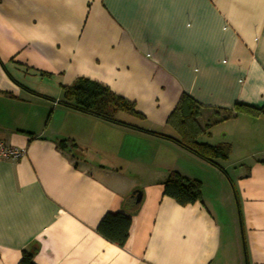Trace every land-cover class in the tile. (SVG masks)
Instances as JSON below:
<instances>
[{"label":"crops","instance_id":"0c3cea01","mask_svg":"<svg viewBox=\"0 0 264 264\" xmlns=\"http://www.w3.org/2000/svg\"><path fill=\"white\" fill-rule=\"evenodd\" d=\"M79 78L142 115L118 120L171 137L187 94L200 126L216 121L197 141L230 145L225 174L61 105ZM237 103L264 107V0H0V141L24 149L0 160V264L33 248L34 264H264V110ZM171 171L198 180L200 200L164 195ZM107 212L131 216L123 247L95 231Z\"/></svg>","mask_w":264,"mask_h":264},{"label":"trees","instance_id":"16d2710c","mask_svg":"<svg viewBox=\"0 0 264 264\" xmlns=\"http://www.w3.org/2000/svg\"><path fill=\"white\" fill-rule=\"evenodd\" d=\"M59 103L70 109L101 118L103 120L142 131L147 134L156 135L177 143L196 157L218 168L223 174L225 172L216 162V160H225L230 152L228 143H218L210 145L197 141V137L204 133L212 124L206 123L200 126L197 122L199 116V105L187 94H182L166 119V124L171 127L176 137H171L154 131H148L116 118L117 112H126L139 118L142 115L135 112L132 103L114 94L105 85L89 80L79 78L71 86L63 87L62 99ZM236 112H246L256 115L264 110V107L256 108L246 104H235ZM233 113V114H234ZM230 116L228 115L224 118ZM64 141H60L63 147ZM163 194L172 198L180 205L194 203L201 198V183L196 179H191L181 175L177 171H171L163 182ZM132 205L131 212L137 210L138 203L128 200ZM131 216L129 213H105L100 219L95 231L106 241L123 247L128 237ZM36 249L24 251L17 264H34L32 256Z\"/></svg>","mask_w":264,"mask_h":264},{"label":"built area","instance_id":"2783aa9c","mask_svg":"<svg viewBox=\"0 0 264 264\" xmlns=\"http://www.w3.org/2000/svg\"><path fill=\"white\" fill-rule=\"evenodd\" d=\"M24 155V149L0 141V160H17Z\"/></svg>","mask_w":264,"mask_h":264},{"label":"water","instance_id":"95a60500","mask_svg":"<svg viewBox=\"0 0 264 264\" xmlns=\"http://www.w3.org/2000/svg\"><path fill=\"white\" fill-rule=\"evenodd\" d=\"M132 196L134 197L135 203H138L140 201L141 194L139 191H133Z\"/></svg>","mask_w":264,"mask_h":264},{"label":"rangeland","instance_id":"374dc122","mask_svg":"<svg viewBox=\"0 0 264 264\" xmlns=\"http://www.w3.org/2000/svg\"><path fill=\"white\" fill-rule=\"evenodd\" d=\"M122 115H123V114H122ZM123 116L127 117V115H125V114H124ZM229 170H230V169H229ZM204 192H205V195H206L207 197H208L209 194H213V191H212L211 189L209 190L208 188H206V189L204 190ZM210 196H211V195H210Z\"/></svg>","mask_w":264,"mask_h":264}]
</instances>
